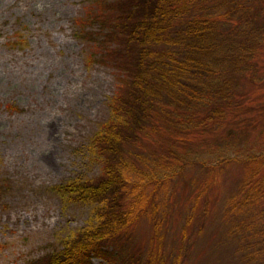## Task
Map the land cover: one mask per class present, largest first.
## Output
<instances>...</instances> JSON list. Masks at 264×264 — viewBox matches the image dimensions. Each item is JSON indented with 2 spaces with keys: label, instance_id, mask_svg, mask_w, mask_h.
Listing matches in <instances>:
<instances>
[{
  "label": "rangeland",
  "instance_id": "rangeland-1",
  "mask_svg": "<svg viewBox=\"0 0 264 264\" xmlns=\"http://www.w3.org/2000/svg\"><path fill=\"white\" fill-rule=\"evenodd\" d=\"M191 1L187 15L212 32L198 41L208 44L210 76L226 96L221 112L187 129L167 130L181 116L164 105L168 119L124 144L139 168L155 159L167 172L144 189L152 203L134 211L127 248L142 264H264L242 257L256 244L238 223L252 211L236 200L247 184L264 204V0ZM94 2L0 0V264H26L96 222L94 202L52 190L100 171L90 138L109 116L117 78L112 65L88 58L81 32L95 27L87 21ZM135 200L129 191L118 203Z\"/></svg>",
  "mask_w": 264,
  "mask_h": 264
},
{
  "label": "trees",
  "instance_id": "trees-1",
  "mask_svg": "<svg viewBox=\"0 0 264 264\" xmlns=\"http://www.w3.org/2000/svg\"><path fill=\"white\" fill-rule=\"evenodd\" d=\"M190 8V0H95L89 7L87 21L90 25L95 23V27L83 29L82 24L81 32L91 41L88 58L96 55L98 62L112 65L117 78L116 90L109 99V116L90 138V146L99 156L100 171L93 178H70L53 184L52 190L69 200L94 202L96 222L64 237L59 249L26 264H100L101 261L92 262L93 256H100L106 264H142L141 258L127 248L133 243L127 227L135 210L142 212L150 205L144 189L165 178L167 172L159 168L160 162L155 159H151L155 166L150 169L139 168L126 153L124 144L133 142L152 126L149 124L154 125L153 120L162 123L167 118L161 111L164 105L174 103L180 108L177 115L181 116L176 123L179 126L171 123V116L167 130L187 129L221 112L219 98L221 94L226 96L215 88L210 76L208 44L199 43L212 32L208 25L198 24L195 16L187 15ZM161 166L165 168V164ZM166 169H170L167 164ZM3 180L0 179V194ZM127 187L130 189L126 190ZM241 190L242 201L240 197L236 200L242 207L247 204L252 214L248 220L238 222L247 225V229L238 230L246 231L256 244L242 257L254 260L257 256L261 261L264 204H259L255 194L260 191L254 185L246 184ZM129 191H134L136 200L126 208L120 207V197Z\"/></svg>",
  "mask_w": 264,
  "mask_h": 264
}]
</instances>
